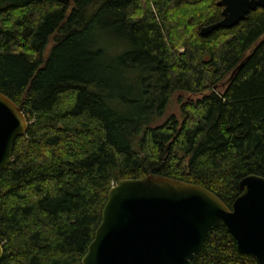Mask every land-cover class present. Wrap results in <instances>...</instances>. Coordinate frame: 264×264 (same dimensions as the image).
<instances>
[{
    "label": "trees",
    "instance_id": "1",
    "mask_svg": "<svg viewBox=\"0 0 264 264\" xmlns=\"http://www.w3.org/2000/svg\"><path fill=\"white\" fill-rule=\"evenodd\" d=\"M220 1L0 0V93L29 123L0 174V264H81L123 179L181 180L231 208L240 179L264 178V9L202 36ZM180 93L200 98L151 126ZM191 264L259 263L217 226Z\"/></svg>",
    "mask_w": 264,
    "mask_h": 264
},
{
    "label": "water",
    "instance_id": "2",
    "mask_svg": "<svg viewBox=\"0 0 264 264\" xmlns=\"http://www.w3.org/2000/svg\"><path fill=\"white\" fill-rule=\"evenodd\" d=\"M219 3L222 19L203 27L202 36L232 28L249 12L264 9V0ZM28 125L21 109L0 93V174ZM238 186L241 193L229 208L211 191L181 180L155 174L120 180L107 192L81 264H191L217 226L233 237L238 253L264 264V178L247 175Z\"/></svg>",
    "mask_w": 264,
    "mask_h": 264
},
{
    "label": "rangeland",
    "instance_id": "3",
    "mask_svg": "<svg viewBox=\"0 0 264 264\" xmlns=\"http://www.w3.org/2000/svg\"><path fill=\"white\" fill-rule=\"evenodd\" d=\"M102 37H104V36H102ZM110 38H112V37H107L105 39L106 43L103 45L104 48H105L106 53H108V54H112V52L115 50L114 47H111V45L108 44ZM110 42H112V40ZM49 47H50V45L48 46V48ZM229 78H230V76H228L225 81H229ZM135 83H136V74H132L127 79H126V76H125V81L123 82V84L125 86L135 87ZM218 91H220V90H218ZM199 98H200V96H193V95H188V94H184V93L175 94L173 96L169 106L163 111L162 115L159 116L158 118L153 119V121L151 122L150 125L151 126L161 125L170 116H174L179 121H181V113H180V109H179L180 105L178 104V99H181L182 101H185L186 99H188V100L194 102V101H196Z\"/></svg>",
    "mask_w": 264,
    "mask_h": 264
}]
</instances>
